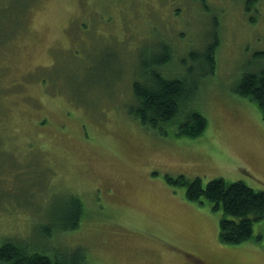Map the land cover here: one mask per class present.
<instances>
[{"label":"rangeland","instance_id":"obj_1","mask_svg":"<svg viewBox=\"0 0 264 264\" xmlns=\"http://www.w3.org/2000/svg\"><path fill=\"white\" fill-rule=\"evenodd\" d=\"M211 1L0 0V241L41 245L48 228L68 264H264V218L250 239L224 243L221 211L167 178L264 189V118L234 91L264 67V0ZM215 21L212 72L176 69L203 52ZM162 39L170 69L196 83L184 109L206 118L196 137L129 112L135 75ZM72 196L79 222L56 230Z\"/></svg>","mask_w":264,"mask_h":264},{"label":"trees","instance_id":"obj_2","mask_svg":"<svg viewBox=\"0 0 264 264\" xmlns=\"http://www.w3.org/2000/svg\"><path fill=\"white\" fill-rule=\"evenodd\" d=\"M210 3H213V0ZM245 8H248V5ZM177 17L178 15L174 16ZM217 22H214L216 29H213L211 40L204 46L203 52L190 50L187 55L191 63L198 62L199 66H190L187 64V57H181L176 63V69H179V64L185 75L193 78L212 72L216 60L215 49L219 42ZM161 42L164 45L160 46ZM167 42L166 39L159 40L157 47H153V50L158 52L152 51V54H156L152 55L149 61L141 62V72L136 74L138 70H135V77L138 78L132 82L134 103L129 106V112L141 124L155 128L163 134L166 133L165 128L176 125L175 135L196 137L204 131L206 118L197 110L184 111L189 95L195 89L193 84L196 83L193 80V84H189L181 71L170 69L173 53ZM259 54H264V51ZM234 91L253 101L264 118V67L242 73ZM167 178L169 181L186 184L187 199L200 203L206 200L213 210L221 211L219 238L224 243H240L250 239L253 223L264 218V189H254L241 180L228 182L221 177L211 178L204 185L199 177L191 180L183 175ZM79 207V199L72 196L71 205L68 208L65 206L63 217L58 220V226H55L56 230L74 229L81 216ZM51 231L45 228V231L41 232V245L12 238L0 241V264H68L67 260L58 254L57 247H54L58 243L51 242Z\"/></svg>","mask_w":264,"mask_h":264},{"label":"flooded vegetation","instance_id":"obj_3","mask_svg":"<svg viewBox=\"0 0 264 264\" xmlns=\"http://www.w3.org/2000/svg\"><path fill=\"white\" fill-rule=\"evenodd\" d=\"M200 263H201V264H228V263H226V262H218V261H211L210 263H204V262H201V261H200Z\"/></svg>","mask_w":264,"mask_h":264},{"label":"bare ground","instance_id":"obj_4","mask_svg":"<svg viewBox=\"0 0 264 264\" xmlns=\"http://www.w3.org/2000/svg\"><path fill=\"white\" fill-rule=\"evenodd\" d=\"M141 28H142V27H141ZM188 42H189V41H188ZM187 44H188V43H187ZM177 46H179V45H177ZM203 46H204V45H203ZM182 47H183V46H182ZM182 47H181V48H182ZM183 48H184V47H183ZM203 48H204V47H203ZM203 48H202V50H203ZM244 48H245V47H244ZM174 50H175V49H174ZM182 50H183V49H182ZM202 50H201V51H202ZM243 50H244V49H243ZM198 51H200V50H198ZM194 52H195V51H194ZM175 56H176V55H175ZM166 58H167V57H166ZM221 63H222V62H221ZM209 72H210V71H209ZM208 75H209V74H208ZM254 105H255V104H254ZM261 117H262V115H261Z\"/></svg>","mask_w":264,"mask_h":264}]
</instances>
